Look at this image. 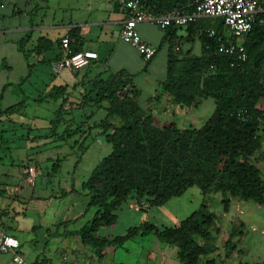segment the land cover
Instances as JSON below:
<instances>
[{"label":"crops","instance_id":"obj_1","mask_svg":"<svg viewBox=\"0 0 264 264\" xmlns=\"http://www.w3.org/2000/svg\"><path fill=\"white\" fill-rule=\"evenodd\" d=\"M195 1L151 2L155 3L157 11H165L173 3L182 4L187 9ZM124 17L125 13L108 0H0V46L9 45L10 53L20 66L14 86L1 80L0 96L1 93H9L12 105L22 99H16L17 93L27 95L28 99H32L30 95L33 98L37 96L34 100H38L52 85H61L65 86L71 100H78L91 87L94 78H105L112 73L122 72L129 77L131 87L139 92L137 101L144 111L146 103L152 101L150 114L156 125L162 127L173 122L181 128L184 121L179 115H183L186 110L179 107V114H170L171 118L168 113H164L163 107L166 106H162L164 98L159 94L160 86L166 80L169 60L174 68H178L186 56L201 54L200 35L206 29L215 28V18L200 17L185 26H169L165 29L153 22H138L136 29L141 39L157 48L153 58L145 61L131 43L120 38ZM63 36H69L71 44L78 43L81 50L97 52L98 58L83 69H63L54 73L51 69L52 61L46 63L42 55L35 56L33 48L40 38L56 44ZM20 40L23 41V50L18 46ZM54 48L53 52H45L43 55L46 58L53 57V53L58 52L56 45ZM8 63L0 48V77L13 70V65ZM138 77L141 79L138 80ZM145 84L150 85L149 90ZM142 96L145 97L143 101ZM208 104L211 106L210 102ZM9 129L0 128V225L19 240L20 251L28 261L41 260L46 264H183L177 258L174 246L150 235H137L121 245L107 246L102 252L103 256L98 258L78 235L72 233L92 216V212L84 213L88 197L81 185L85 179L80 177L76 181L74 177H69L68 171V177L61 178L58 175L61 173V159L60 155H56L58 162L54 164V173L51 175L56 181L54 186L51 180L45 184L41 181L37 183L42 176L43 160L48 163L54 157L48 155L45 159L42 151L31 152L28 142L22 143V135L18 136L21 140L17 147L20 153L14 160L15 152L10 151V141L3 135ZM26 138L29 141L30 135ZM84 151L77 148V153H80L77 163L81 161ZM71 152L65 153L61 162L67 160ZM15 161L17 164H14ZM28 166L35 168L32 185L25 180L24 169ZM198 193L201 196L198 201L200 205L205 196L200 191ZM207 197L209 210L216 214V226L211 239L206 242L208 251L197 264H264V204L229 197L228 208L224 210L221 204L222 193H209ZM187 205L182 213H172L166 222L155 216H141L143 213L148 214L151 207L149 211L135 210L137 213L122 211L120 220L124 229L120 234L106 232L105 236L111 238L121 235L126 228L145 220L156 226L174 225L196 210V205H189L190 208ZM197 241L203 244V241ZM0 264H13L10 254L0 253Z\"/></svg>","mask_w":264,"mask_h":264},{"label":"trees","instance_id":"obj_2","mask_svg":"<svg viewBox=\"0 0 264 264\" xmlns=\"http://www.w3.org/2000/svg\"><path fill=\"white\" fill-rule=\"evenodd\" d=\"M151 1L157 0H143L142 4L155 14L174 8L189 11L194 5L185 9L182 4L173 3L165 11H157ZM215 21L214 29L222 33L223 21L219 18ZM199 39L201 54L185 58L178 68L169 60L166 80L160 86L181 105H190L195 97L213 100L212 113L199 127L156 125L152 115L138 103L139 92L134 88L123 91L130 79L122 72L94 78L78 100H71L61 85H52L45 93L59 104L55 110L57 117L50 120L53 126L59 125L62 115L71 114L72 109L94 105V110L85 115L86 120L78 123L73 117L65 120L66 136L82 133L79 149H85L83 133L91 135L93 130L103 134L111 146L110 153L95 165L81 185L88 197L84 213L92 212V216L72 232L98 258L107 246L121 245L137 235H150L176 247L177 258L183 264H197L208 251L206 242L211 239L216 214L209 210L205 199L177 225L159 227L145 220L113 238L99 235L101 227L116 224V211L126 201L146 200L150 206L162 205L197 186L203 196L211 191L222 193L224 210L228 208L229 197L264 204V179L250 161L263 142L260 128L264 126V27L254 25L245 36L248 58L235 66L230 65V56L217 52L216 37H209L204 31ZM55 45L58 52L46 58L43 53L53 52ZM18 46L24 49L22 40ZM71 47L74 51L81 50L78 43H72ZM33 51L35 56L42 55L46 63L61 55L59 40L55 44L40 38ZM205 70L208 73L202 76ZM25 105L26 100L21 99L0 109V123L10 121L11 115ZM102 107L106 111L103 119L89 125L88 120ZM243 111L247 114L245 119L238 115ZM113 118L117 123L111 121Z\"/></svg>","mask_w":264,"mask_h":264},{"label":"rangeland","instance_id":"obj_3","mask_svg":"<svg viewBox=\"0 0 264 264\" xmlns=\"http://www.w3.org/2000/svg\"><path fill=\"white\" fill-rule=\"evenodd\" d=\"M2 48V54L5 55L6 59L8 60V64L13 65V70L7 72L4 76L0 77V82L1 80L10 82L13 84L16 83V79L18 78V74L20 73V66L18 63V60L12 56L10 53V50L8 48H11L9 45L8 46H0ZM191 56H197V55H188L185 58H190ZM52 69V68H51ZM50 71V69H49ZM49 73V72H47ZM206 73H208L207 70L204 71L202 76H205ZM142 77V76H141ZM141 77H138L137 79L140 80ZM18 86V85H17ZM145 86L150 89L149 84H145ZM19 87V86H18ZM16 87V88H18ZM6 90H9L6 89ZM145 91V88H144ZM1 92V91H0ZM144 95L146 92H143ZM2 95L0 96V108H4L11 103H13V100H10L9 98V93H1ZM160 96H163V102L162 106L164 108V113H168L170 118V114L178 115V109L179 107L181 109H184L183 115H179L181 120H183V124H181V129L187 128L189 126H194V127H199L202 124L205 123V121L208 119L210 114L212 113V106H213V100L211 98L208 99H201V98H194L193 103L190 105H181L180 103L175 102L173 98L172 93H168L165 90L160 89ZM27 96V95H26ZM25 95H21L19 93L16 94V99L22 98L26 100V105L22 109L21 112L15 113L11 115V120L7 122L0 123V128L2 127H9L10 129L5 131L3 135L7 137V139L10 141L8 146L10 147L11 152H15L14 160L16 156L20 153V148L18 147V144L21 140L18 138V136L23 135L22 143L28 142V146L31 147L29 150L31 152L35 151H42L44 154V158L48 155L54 157V159L48 163H46V160H43L45 162L43 165H41V178L37 180V183H43L45 184L46 182L50 181L52 183V186L55 184V180L51 178V175H53V170H54V164L57 161V158L55 157L56 155L60 157L62 160L63 157L65 156V153L71 152V148L74 150V153L71 152L72 154H69L67 160L62 161L60 160L61 164V173H58V175L65 179L68 176L66 175L68 171L69 172V177H74L77 180L82 177L83 179H86L88 174L90 173L91 169L95 167V165L107 154L110 153L111 151V146L109 143L105 141L104 135L99 133L98 130H93L91 132V135L87 133H83L86 137L82 141V146L85 147V151L83 152V156L81 157V161L78 162L80 158V153H77V148H78V141L80 139L81 134L78 135H71V136H66L64 134V130L66 127V121L73 117L74 121L76 123L80 122L81 120H86L85 115L90 113L92 110H94V105H84L83 107L75 108L72 109L71 114H66L62 115L63 120L60 122V124L53 126L50 122V120L54 119L57 117L55 110L59 106L57 102H54L50 97H47L43 95L40 99L34 100L33 95H30L32 99H28ZM39 97V96H38ZM80 99V98H79ZM145 99L144 96H142L141 101ZM151 102L148 101L145 105V112L147 114H150V109H151ZM210 102L211 106L208 104ZM263 100H261V103ZM161 106V107H162ZM161 109V108H160ZM106 111L104 108H100L97 112H95L92 117L88 120L89 125H91L93 122L99 121L100 119H103L105 116ZM161 114V113H160ZM151 115V114H150ZM174 118V117H173ZM176 118V116H175ZM160 119V118H159ZM179 118H177L178 120ZM113 123H117V119L113 118L111 119ZM173 123V122H172ZM171 124V122L169 123ZM175 124V123H174ZM168 125V124H165ZM24 127V128H22ZM32 127L33 129L30 130L29 128ZM75 125H73V128ZM177 127V126H176ZM179 128V127H177ZM260 134L263 136L262 139V145L261 148L258 149L254 155L250 158V161L256 165V167L260 170L261 176L264 179V126L261 125L260 128ZM30 135V140L27 141V136ZM81 141V140H80ZM21 143V144H22ZM77 146V147H75ZM4 148V147H3ZM79 149V148H78ZM3 150V149H2ZM5 150V149H4ZM83 150V149H82ZM81 151V149H80ZM7 156H9L8 152L5 151ZM54 154V155H53ZM2 156L4 154H1ZM72 156V157H71ZM14 164H17L16 161ZM76 166V168H75ZM88 172V174H87ZM200 190L198 189L197 186H192L186 191L180 195L179 199H174L176 197H173L171 199L174 200H167L164 204L162 205H155V206H150L151 210L149 211L148 214L143 213L141 216H148L150 218L151 216H155L156 219H161L163 222H166L170 219V216L172 213L176 215V213H182L184 208L187 205L189 207L192 206V204L196 205L195 209H197L199 206V198L201 197L200 194L198 193ZM197 192V193H195ZM209 193H214L213 191ZM208 193V194H209ZM202 194V193H201ZM203 199L206 200V203H208L209 197L205 196ZM177 200V201H176ZM174 201V203L171 204V202ZM188 201V202H186ZM130 202V201H129ZM176 202V203H175ZM203 202V201H202ZM174 204V206H173ZM173 206V207H172ZM189 207V208H190ZM212 207H214V204L212 203ZM124 212H132V213H137L135 210L130 209L128 207V202H124L121 204V206L118 208L116 213L119 215V218L116 222V224L108 227H101L98 231V234L105 237L106 232H115V234H120L124 224L120 220V213ZM141 214V213H139ZM144 218V217H143ZM186 218V217H185ZM182 220V219H181ZM180 220V221H181ZM179 221V222H180ZM143 222V221H142ZM178 222V223H179ZM178 223L174 224L177 225ZM140 224V223H139ZM138 225V224H137ZM171 224H164L159 227H171L174 226ZM136 226V225H135ZM215 224L213 226V230H215ZM131 227V226H130ZM127 228L125 229V231ZM212 230V231H213ZM124 231V232H125ZM212 233V232H211ZM116 236V235H115ZM220 236V234L218 235ZM112 236L111 238H113ZM134 238V237H133ZM166 244V243H165ZM176 248V247H175ZM177 249V248H176Z\"/></svg>","mask_w":264,"mask_h":264},{"label":"built area","instance_id":"obj_4","mask_svg":"<svg viewBox=\"0 0 264 264\" xmlns=\"http://www.w3.org/2000/svg\"><path fill=\"white\" fill-rule=\"evenodd\" d=\"M118 9L125 13L121 24L120 38L131 43L141 55L143 60L148 61L157 53L155 46L144 42L136 25L140 21L155 23L159 28L165 29L169 26H185L194 22L197 18H219L223 21L224 31L218 33L216 29H206L209 37H216V50L218 53L231 57L230 65L235 66L244 62L248 58V53L244 46V38L254 25L264 27V0H196L193 8L183 11L174 8L162 14H155L145 8L143 0H108ZM72 39L63 36L59 39L61 55L51 62L54 73H59L63 69L77 71L88 67L93 60L98 58L97 52L89 49L74 51L71 47ZM132 89L127 83L123 91ZM264 111V106L262 107ZM241 119L247 117L246 112L238 113ZM25 180L28 184H34L35 168L28 166L24 169ZM128 207L133 210L147 211L150 203L146 200H132ZM0 253L10 254L13 264H46L41 260L28 261L20 251V242L8 234L0 225Z\"/></svg>","mask_w":264,"mask_h":264}]
</instances>
